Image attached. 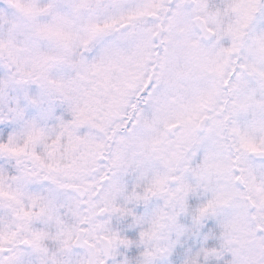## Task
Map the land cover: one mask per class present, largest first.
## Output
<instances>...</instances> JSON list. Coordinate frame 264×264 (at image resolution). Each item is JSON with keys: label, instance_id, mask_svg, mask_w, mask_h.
<instances>
[{"label": "snow or ice", "instance_id": "obj_1", "mask_svg": "<svg viewBox=\"0 0 264 264\" xmlns=\"http://www.w3.org/2000/svg\"><path fill=\"white\" fill-rule=\"evenodd\" d=\"M0 264H264V0H0Z\"/></svg>", "mask_w": 264, "mask_h": 264}]
</instances>
